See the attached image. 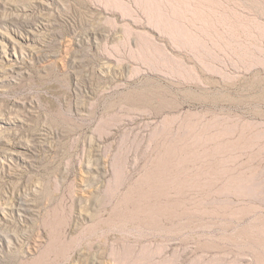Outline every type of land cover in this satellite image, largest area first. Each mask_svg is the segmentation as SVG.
<instances>
[{
  "label": "rangeland",
  "instance_id": "obj_1",
  "mask_svg": "<svg viewBox=\"0 0 264 264\" xmlns=\"http://www.w3.org/2000/svg\"><path fill=\"white\" fill-rule=\"evenodd\" d=\"M0 264H264V0H0Z\"/></svg>",
  "mask_w": 264,
  "mask_h": 264
},
{
  "label": "bare ground",
  "instance_id": "obj_2",
  "mask_svg": "<svg viewBox=\"0 0 264 264\" xmlns=\"http://www.w3.org/2000/svg\"><path fill=\"white\" fill-rule=\"evenodd\" d=\"M173 91H170V94L172 93ZM168 90L163 88V87H156V88H150L148 91H144V92H136L135 94V98L137 100H143L144 102H148V103H151V102H163V103H169V104H172L171 102H167L165 99L168 95ZM168 107L170 108H174L175 105H167ZM163 108L162 107H158L156 108L157 111H160L162 110Z\"/></svg>",
  "mask_w": 264,
  "mask_h": 264
}]
</instances>
